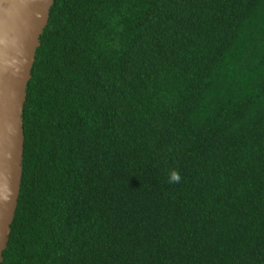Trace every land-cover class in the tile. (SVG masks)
<instances>
[{
  "label": "trees",
  "instance_id": "obj_1",
  "mask_svg": "<svg viewBox=\"0 0 264 264\" xmlns=\"http://www.w3.org/2000/svg\"><path fill=\"white\" fill-rule=\"evenodd\" d=\"M40 40L0 264H264V0H55Z\"/></svg>",
  "mask_w": 264,
  "mask_h": 264
},
{
  "label": "water",
  "instance_id": "obj_2",
  "mask_svg": "<svg viewBox=\"0 0 264 264\" xmlns=\"http://www.w3.org/2000/svg\"><path fill=\"white\" fill-rule=\"evenodd\" d=\"M55 0H0V263L23 176L28 83Z\"/></svg>",
  "mask_w": 264,
  "mask_h": 264
},
{
  "label": "clouds",
  "instance_id": "obj_3",
  "mask_svg": "<svg viewBox=\"0 0 264 264\" xmlns=\"http://www.w3.org/2000/svg\"><path fill=\"white\" fill-rule=\"evenodd\" d=\"M180 181V175L176 171H172L169 177L170 183H178Z\"/></svg>",
  "mask_w": 264,
  "mask_h": 264
}]
</instances>
